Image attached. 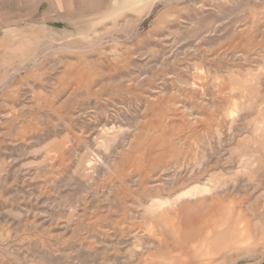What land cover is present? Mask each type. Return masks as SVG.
Here are the masks:
<instances>
[{
  "label": "rangeland",
  "instance_id": "374dc122",
  "mask_svg": "<svg viewBox=\"0 0 264 264\" xmlns=\"http://www.w3.org/2000/svg\"><path fill=\"white\" fill-rule=\"evenodd\" d=\"M2 264H264V0H0Z\"/></svg>",
  "mask_w": 264,
  "mask_h": 264
},
{
  "label": "crops",
  "instance_id": "0c3cea01",
  "mask_svg": "<svg viewBox=\"0 0 264 264\" xmlns=\"http://www.w3.org/2000/svg\"><path fill=\"white\" fill-rule=\"evenodd\" d=\"M0 264H2V262L0 261Z\"/></svg>",
  "mask_w": 264,
  "mask_h": 264
}]
</instances>
